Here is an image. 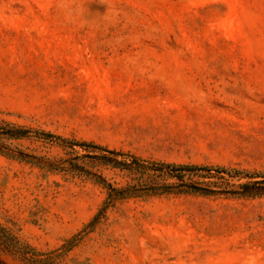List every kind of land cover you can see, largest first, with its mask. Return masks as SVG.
<instances>
[{
  "label": "rangeland",
  "instance_id": "1",
  "mask_svg": "<svg viewBox=\"0 0 264 264\" xmlns=\"http://www.w3.org/2000/svg\"><path fill=\"white\" fill-rule=\"evenodd\" d=\"M2 121L147 160L264 171V0H0ZM105 198L88 179L0 155V222L40 251ZM65 264H264V198L125 200Z\"/></svg>",
  "mask_w": 264,
  "mask_h": 264
},
{
  "label": "trees",
  "instance_id": "2",
  "mask_svg": "<svg viewBox=\"0 0 264 264\" xmlns=\"http://www.w3.org/2000/svg\"><path fill=\"white\" fill-rule=\"evenodd\" d=\"M25 140L40 143L43 148L57 147L64 156L52 157L41 150H30L21 144ZM0 155L47 171L88 179L106 191V198L92 219L79 233L52 251L38 250L0 222V264H8L5 256L22 264H65V258L80 243L82 236L93 231L111 209L125 200L170 195L264 198V171L147 160L92 141L8 121L0 122ZM104 170L119 172L125 184L111 182Z\"/></svg>",
  "mask_w": 264,
  "mask_h": 264
}]
</instances>
